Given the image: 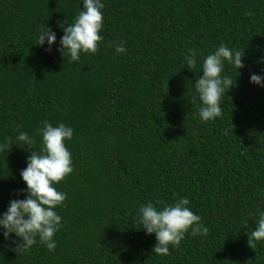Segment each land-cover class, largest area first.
<instances>
[{
	"label": "trees",
	"instance_id": "1",
	"mask_svg": "<svg viewBox=\"0 0 264 264\" xmlns=\"http://www.w3.org/2000/svg\"><path fill=\"white\" fill-rule=\"evenodd\" d=\"M101 3L98 51L71 61L58 51L61 25L74 22L83 0H0V144L14 143L0 152V216L27 195L20 173L31 150L19 133L39 151L44 121L73 129L65 140L73 170L54 185L66 195L54 209L55 249L37 237L21 251V239L0 228V264H264V240L247 246L264 213V87L250 83L264 76V0ZM45 27L56 34L50 51L38 45ZM221 45L241 51L244 67L224 62L221 75L234 86L222 114L203 121L195 80ZM184 197L208 234L189 229L157 255L139 209Z\"/></svg>",
	"mask_w": 264,
	"mask_h": 264
},
{
	"label": "clouds",
	"instance_id": "2",
	"mask_svg": "<svg viewBox=\"0 0 264 264\" xmlns=\"http://www.w3.org/2000/svg\"><path fill=\"white\" fill-rule=\"evenodd\" d=\"M104 4L101 0H83V10L75 17L71 25H61L63 36L60 38L61 47L58 51L70 56L71 61H78L80 54H95L102 41L100 31L103 27ZM48 44V51L56 41V34L45 27L38 37V45ZM126 49L122 44L116 46L117 53ZM185 56L186 67L192 70L196 66V52L189 49ZM243 53L221 45L213 54L207 55L203 61V75L195 80V89L202 106L199 116L203 121L213 120L222 114L221 99L225 93L234 86L230 77H222L224 62L232 64L235 69L244 67ZM238 75V73H237ZM264 76L252 74L250 83L264 87ZM42 137V147L39 151L32 149L34 138L26 132L17 136V141L23 142L30 151L27 157L26 168L20 175L26 185L25 199L10 200L7 211L0 216V228L4 229L3 236L8 238L14 233L21 239L16 249L28 251L36 242L37 237L41 244L46 245L49 251L56 247L53 237L61 227V217L54 209L61 205L66 195L58 191L54 185L63 181L72 172L71 153L65 146V140H71L73 129L64 124L54 127L48 121L38 130ZM11 138H5L0 144V152L10 151ZM189 200L180 198L174 205L157 209L151 202L142 205L139 209L138 223L146 234H155L156 243L152 251L157 255H168L169 247H179L185 234L191 230L193 236L207 235L208 228L201 223L199 215L187 207ZM248 235V234H247ZM264 240V213L256 223V228L248 235V247L255 249L256 242ZM15 249V250H16Z\"/></svg>",
	"mask_w": 264,
	"mask_h": 264
}]
</instances>
